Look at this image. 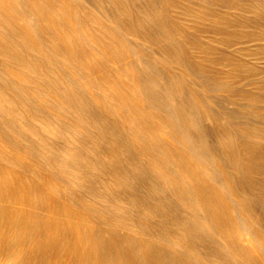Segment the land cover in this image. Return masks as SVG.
Wrapping results in <instances>:
<instances>
[{
	"label": "bare ground",
	"instance_id": "bare-ground-1",
	"mask_svg": "<svg viewBox=\"0 0 264 264\" xmlns=\"http://www.w3.org/2000/svg\"><path fill=\"white\" fill-rule=\"evenodd\" d=\"M201 1L0 0V264H264V0Z\"/></svg>",
	"mask_w": 264,
	"mask_h": 264
},
{
	"label": "rangeland",
	"instance_id": "rangeland-1",
	"mask_svg": "<svg viewBox=\"0 0 264 264\" xmlns=\"http://www.w3.org/2000/svg\"><path fill=\"white\" fill-rule=\"evenodd\" d=\"M173 1H175V2H178L177 4L179 5V6H182V7H185L186 5H187V3H186V1L184 0H173ZM240 1H242V0H240ZM201 3H203V1H201V0H192V3L189 5L190 6V8H192V11H191V13L193 14V17L195 16V17H197L198 15H199V13L197 12L198 11V4L200 5ZM186 4V5H185ZM194 7H197V9H195ZM186 8V7H185ZM179 8H177V10H178ZM178 11H180V10H178ZM169 14H170V16L171 17H175V15L177 14L176 13V9H175V12H172V11H169ZM245 15L246 16H248V17H251L252 16V13L251 12H248V13H245ZM177 19V18H176ZM180 20H182V22L180 21ZM178 24L180 25L181 24V26H185V28H189V30L190 29H192V27H196V25L197 26H199V25H201V24H199V23H191V21H189V20H183V19H179L178 21ZM195 26H194V25ZM250 29H253V28H251L250 27ZM200 37H202L204 40H208V41H210L211 43H213L214 41H212V40H210V38L209 37H207V36H211V35H213V34H208L207 36H206V34H201V33H197ZM206 36V37H205ZM215 44V43H214ZM216 45H218V44H216ZM190 46L188 45V44H183L182 45V51H183V53L187 56V57H191V52H193V53H195L194 51H192L191 50V48H189ZM217 66V65H216ZM215 66V67H216ZM188 77H190V76H186V78H187V80H189V81H191L192 80V77H190V78H188ZM204 92L205 93H207L208 91H207V89L206 88H204ZM206 123L207 124H212L210 121H206ZM167 137V136H166ZM168 138V137H167ZM226 142H229V141H226ZM65 157H67L68 159H71V158H73V156L72 155H70V154H68V155H66ZM218 165H220V169H227L221 162H219L218 163ZM86 183V182H85ZM124 190H126V188H124ZM134 228V230L136 229L137 230V227L135 228V227H133ZM72 256V255H71ZM74 258L76 259V261H73V262H68V263H66V264H91V262L93 263V260H94V255H93V253H87V256H85V261L86 262H82V259H80L81 257L80 256H78V255H75L74 256ZM78 258L80 259L79 261H78ZM95 264H104V263H102L101 261L100 262H95Z\"/></svg>",
	"mask_w": 264,
	"mask_h": 264
}]
</instances>
